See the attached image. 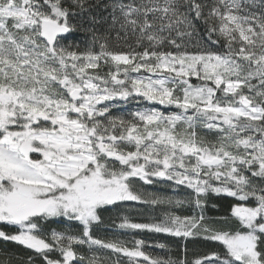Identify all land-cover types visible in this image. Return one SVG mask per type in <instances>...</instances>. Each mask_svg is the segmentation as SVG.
<instances>
[{
  "label": "snow or ice",
  "instance_id": "obj_1",
  "mask_svg": "<svg viewBox=\"0 0 264 264\" xmlns=\"http://www.w3.org/2000/svg\"><path fill=\"white\" fill-rule=\"evenodd\" d=\"M130 203L182 210L116 225L176 259L96 235ZM0 242L26 264H264V0H0Z\"/></svg>",
  "mask_w": 264,
  "mask_h": 264
},
{
  "label": "trees",
  "instance_id": "obj_2",
  "mask_svg": "<svg viewBox=\"0 0 264 264\" xmlns=\"http://www.w3.org/2000/svg\"><path fill=\"white\" fill-rule=\"evenodd\" d=\"M107 71V69H105ZM193 83H196L193 79ZM144 107H157L161 111H164V106L153 104L147 101L141 102ZM136 102L133 101L128 107L134 108ZM169 111H175L176 109L170 108ZM212 139V137H208ZM138 190L146 193H155L161 197H179L183 198L186 193L181 190L180 192L174 194L172 189L168 187L167 184H156L152 186L144 185L143 187L137 186ZM214 203L217 205L209 213L212 221L217 220L219 217L226 216L230 212V205L228 201L225 200H215ZM211 207V205H210ZM168 211H174L177 214H182V210L174 206H169L167 204H161L155 209L144 208L142 206H137L134 203L123 205L120 208H112L109 206L108 210L102 213L104 224L100 226L96 231V235L101 239L106 240H119L121 243H124L126 246L131 247L132 241L135 239H143L146 241V251L149 252L153 257H158L161 259H176L177 254L180 251L177 248V241L174 237H168L166 234H156V233H133L128 230H122L116 227L121 222V218L124 216L130 217L133 222L146 223L152 222L155 219L163 217V214ZM230 226L233 229L239 227L236 221H230ZM215 227H223L221 224H215ZM55 227V226H54ZM75 231V229H73ZM183 244V241H180ZM163 244L164 248H160L157 245ZM213 247L212 242L205 243L201 240L196 242H190L188 244L189 249V259H192L193 252H203L209 250ZM216 250H221L217 248ZM87 255L91 256L92 253H88L87 249H81ZM33 255L30 250H26L21 246H16L12 244H4L0 242V261H6L9 256H11L12 264H26L27 257ZM100 257L101 264H128V258L124 257L122 254H113L111 251L96 253Z\"/></svg>",
  "mask_w": 264,
  "mask_h": 264
}]
</instances>
